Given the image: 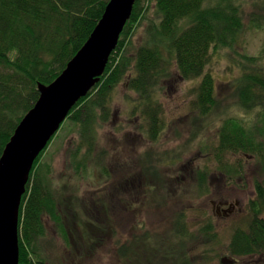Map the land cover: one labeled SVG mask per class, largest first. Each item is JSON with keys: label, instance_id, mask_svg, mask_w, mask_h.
<instances>
[{"label": "trees", "instance_id": "obj_1", "mask_svg": "<svg viewBox=\"0 0 264 264\" xmlns=\"http://www.w3.org/2000/svg\"><path fill=\"white\" fill-rule=\"evenodd\" d=\"M108 2L0 0V157L23 117L39 99L38 85H48L62 73L94 31ZM243 4V0H136L105 73L67 118L79 127L83 146L71 163L78 176L86 179L96 170L111 175L103 165L107 153L96 150V125L111 120L113 96L120 86L136 94V98L129 99L132 116L140 117L148 125L142 132L156 143L166 124L161 101L166 82L195 81L190 91V106L199 117L193 123H199L200 129L201 120L209 119L222 103L218 97V79L209 70L215 56L229 58L239 70L226 104L230 100V105L253 118L228 116L221 120L217 145L209 154L214 155L221 172L229 177H233L238 168L233 167L228 156L254 157L260 159L264 167V49L258 55L241 50L243 36L249 27ZM250 22L251 27L264 29V17L253 18ZM199 129L192 131L194 138ZM49 145L34 163L20 207V264H53L45 251L49 241L45 217L54 221L68 247L83 250L86 247L89 252L94 249L95 238L81 228L86 230L89 224L91 231L105 230L90 217L85 216V223L80 222L79 217L83 237L80 244L71 245V233L59 209V196L46 180L44 170L41 172L39 168ZM90 159L94 164L91 168ZM154 173L160 180L157 172ZM256 191L257 199L251 202L253 220L248 232L237 231L231 245L234 255L264 253V219L261 217L264 184L257 183ZM185 220L186 215L181 212L173 221L175 232L180 235L181 242L177 241L180 249L193 239ZM202 232L214 233L213 225L208 223ZM143 236L148 240L140 243L145 245H131L128 240L119 246L124 264H144L142 257L147 254L150 262L146 264L160 262L147 246L156 235ZM158 243L153 251L170 259L175 252L174 245H165L164 240ZM177 264L193 263L179 260Z\"/></svg>", "mask_w": 264, "mask_h": 264}, {"label": "rangeland", "instance_id": "obj_2", "mask_svg": "<svg viewBox=\"0 0 264 264\" xmlns=\"http://www.w3.org/2000/svg\"><path fill=\"white\" fill-rule=\"evenodd\" d=\"M243 3L249 27L241 50L258 55L264 49V29L251 27L250 21L264 17V0H243ZM209 70L218 79V97L222 102L219 110L209 119L201 120L203 125L199 129V123H193L199 117L190 106V91L196 82L183 79L179 83L166 82L161 97L166 124L156 143L142 132L148 125L140 117L132 116L129 99L136 98V94L125 86L117 89L111 104V120L96 125V150L107 153L103 165L110 170V176L97 170L86 179L78 176L71 163L83 147L79 127L71 120L66 121L44 153L39 168L59 196V209L71 233V245L81 243L82 230L95 240L90 252L86 247L84 250L68 247L54 221L45 217L49 240L45 251L53 264H124L119 246L128 240L136 246L141 240H148L143 235H156L147 246L160 262L155 260L152 264H177L179 260L223 264L225 258L232 262L234 259L232 264H264V253L238 256L231 251L237 231H249L253 220L251 202L257 199L256 184H264V167L254 157L228 156L233 167L238 168L229 177L221 172L214 155L209 154L217 145L221 120L228 116L251 120L253 116L230 105V100L226 104L239 75L236 64L227 57L215 56ZM196 129L198 136L194 138L192 131ZM92 159L90 168L94 165ZM181 212L186 215L193 239L180 249L177 241L180 243L181 239L173 221ZM85 216L101 223L105 230L91 231L89 224L86 230L79 229V217L85 223ZM261 217L264 219V212ZM208 223L213 225L215 234L202 232ZM162 240L165 245H174L170 259L162 258L152 249ZM142 259L144 264L150 262L148 254Z\"/></svg>", "mask_w": 264, "mask_h": 264}, {"label": "water", "instance_id": "obj_3", "mask_svg": "<svg viewBox=\"0 0 264 264\" xmlns=\"http://www.w3.org/2000/svg\"><path fill=\"white\" fill-rule=\"evenodd\" d=\"M136 0H109L94 31L23 117L0 157V264H20V207L34 163L105 73ZM230 264L227 258L222 261Z\"/></svg>", "mask_w": 264, "mask_h": 264}, {"label": "flooded vegetation", "instance_id": "obj_4", "mask_svg": "<svg viewBox=\"0 0 264 264\" xmlns=\"http://www.w3.org/2000/svg\"><path fill=\"white\" fill-rule=\"evenodd\" d=\"M218 209H219V210H222L220 207H218ZM234 262H235V260H234ZM234 262H233V263H234Z\"/></svg>", "mask_w": 264, "mask_h": 264}]
</instances>
